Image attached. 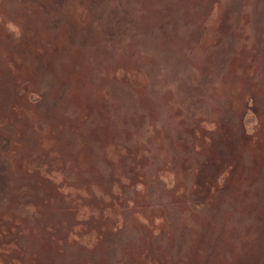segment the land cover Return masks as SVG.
Segmentation results:
<instances>
[{
    "label": "rangeland",
    "instance_id": "obj_1",
    "mask_svg": "<svg viewBox=\"0 0 264 264\" xmlns=\"http://www.w3.org/2000/svg\"><path fill=\"white\" fill-rule=\"evenodd\" d=\"M0 264H264V0H0Z\"/></svg>",
    "mask_w": 264,
    "mask_h": 264
}]
</instances>
